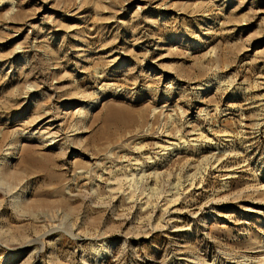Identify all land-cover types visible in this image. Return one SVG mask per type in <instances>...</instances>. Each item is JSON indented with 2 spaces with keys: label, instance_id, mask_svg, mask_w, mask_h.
Segmentation results:
<instances>
[{
  "label": "rangeland",
  "instance_id": "obj_1",
  "mask_svg": "<svg viewBox=\"0 0 264 264\" xmlns=\"http://www.w3.org/2000/svg\"><path fill=\"white\" fill-rule=\"evenodd\" d=\"M263 247L264 0H0V264Z\"/></svg>",
  "mask_w": 264,
  "mask_h": 264
},
{
  "label": "bare ground",
  "instance_id": "obj_2",
  "mask_svg": "<svg viewBox=\"0 0 264 264\" xmlns=\"http://www.w3.org/2000/svg\"><path fill=\"white\" fill-rule=\"evenodd\" d=\"M173 136H175V135H173ZM181 136V135H180ZM200 136V135H199ZM168 137H170V135H168ZM172 137V136H171ZM170 139H174V138H170ZM183 138L181 137L180 139H179V142L182 140ZM178 140V139H177ZM178 142V143H179ZM164 144V143H163ZM167 144V145H166ZM171 146H178V145H176V144H172V143H169V142H165V145H163V146H161V147H159V148H161L162 149V151H166V150H168V151H173V150H175L176 148H173V149H171L170 147ZM169 152V154H171ZM132 161H136L135 163H130V164H128V166L127 167H129V169L131 170V171H139L138 173H140V172H142V173H144V175H145V173L147 172V170H148V168H149V166L147 165V164H142V163H139V160H136V159H132ZM132 161H130V162H132ZM136 166V167H135ZM140 167V168H139ZM135 168H137V169H135ZM152 169V168H151ZM142 176V175H141ZM146 176V175H145ZM155 176V175H154ZM144 178V177H143ZM142 178V179H143ZM228 179H230V178H228ZM102 180V179H101ZM106 184V183H105ZM107 186V185H106ZM108 186L110 187L111 186V188H115L114 186H115V183H110L109 182V184H108ZM113 186V187H112ZM117 188V187H116ZM119 188V187H118ZM111 190H115V189H111ZM117 190V189H116ZM119 191V190H118ZM118 191H116V193L118 192ZM121 191V190H120ZM123 192V191H122ZM124 193V192H123ZM179 194V193H178ZM132 197V196H131ZM174 197V196H173ZM174 199V198H173ZM177 199H179V198H177ZM168 202V201H167ZM179 203V202H178ZM165 205V204H164ZM163 205V206H164ZM167 205V207H166V209H165V212H166V214H167V216H168V218H170V223L171 222H173V223H175V222H178V220H179V215H180V213L178 212V211H173V209L175 208V206L177 205L176 204V202L175 203H169V204H166ZM144 207V206H143ZM149 208V207H148ZM180 211V210H179ZM183 212V211H182ZM167 218V217H166ZM169 221V220H168ZM165 223H166V221H165ZM169 223V224H170ZM175 227V226H174ZM179 228V227H178ZM182 228V227H181ZM176 232V231H175ZM178 232H180V231H178ZM264 248V247H263ZM246 259V258H245ZM256 259V258H255ZM252 260V259H251ZM257 262H254V264H264V258H262L261 260H256ZM194 263H196V262H194ZM188 264H190V263H188ZM248 264V263H247ZM252 264V263H251Z\"/></svg>",
  "mask_w": 264,
  "mask_h": 264
}]
</instances>
